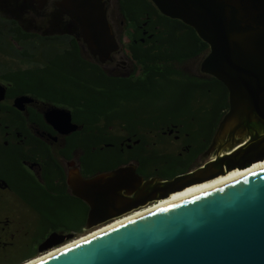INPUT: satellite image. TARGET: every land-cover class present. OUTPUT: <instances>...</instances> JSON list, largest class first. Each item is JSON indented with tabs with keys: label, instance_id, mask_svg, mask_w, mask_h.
<instances>
[{
	"label": "water",
	"instance_id": "1",
	"mask_svg": "<svg viewBox=\"0 0 264 264\" xmlns=\"http://www.w3.org/2000/svg\"><path fill=\"white\" fill-rule=\"evenodd\" d=\"M47 1L36 0L40 9ZM150 1L209 45L200 70L226 87L229 110L208 160L172 180H145L134 164L88 179L73 172L69 184L89 206L88 228L264 162V0ZM56 7L76 26L94 60L102 66L114 60L121 45L107 0H61ZM46 120L59 132L77 129L65 109H52ZM71 238L54 232L38 250L64 247ZM34 260L23 264H264V167Z\"/></svg>",
	"mask_w": 264,
	"mask_h": 264
},
{
	"label": "trees",
	"instance_id": "2",
	"mask_svg": "<svg viewBox=\"0 0 264 264\" xmlns=\"http://www.w3.org/2000/svg\"><path fill=\"white\" fill-rule=\"evenodd\" d=\"M111 1L130 37L126 50L131 74L108 72L107 64L100 65L88 52L84 57L75 38L63 33L53 39L13 36L22 47V58L39 62L25 65L24 75L44 86L43 91L50 94L46 101L69 110L73 121L84 128V175L91 177L132 162L145 180H172L208 160L205 154L229 110L228 90L201 72L210 48L194 29L162 15L150 0ZM7 46L11 48L8 42ZM169 130L180 143L167 135ZM17 208L16 198L0 195V219H13L9 225L0 224V264H23L33 258L32 247L50 234L80 233L86 227L87 208L81 215L62 212L66 222L58 225L51 221L58 212L41 207L38 225L16 235L13 229L23 217ZM27 236L25 244L11 242Z\"/></svg>",
	"mask_w": 264,
	"mask_h": 264
},
{
	"label": "flooded vegetation",
	"instance_id": "3",
	"mask_svg": "<svg viewBox=\"0 0 264 264\" xmlns=\"http://www.w3.org/2000/svg\"><path fill=\"white\" fill-rule=\"evenodd\" d=\"M59 1L61 0H48L45 7L40 9L36 0H0V195L3 193L16 198L17 210L23 216L17 214L20 216L18 221L23 226H37L42 207L58 212L51 219L58 225L66 222L62 218V212L66 214L73 211L81 215L82 210L87 208V227L89 206L73 193L69 184L72 173H77L74 177L88 179L112 171L98 172L91 177L84 175L87 168V138L84 128L75 123L73 118L72 123L77 125V129L69 133L59 132L49 124L46 114L54 108H65L46 101V96L50 94L43 91L45 87H40L38 81L32 82L24 75L28 69L25 65L39 62L23 59L22 47L13 36L19 40L53 39L66 33L75 38L82 54L87 57L78 29L56 7ZM8 50L11 55H8ZM40 62L44 64V61ZM13 82L17 86H13ZM167 135L180 143L172 130ZM124 146L121 142V151ZM7 201L5 199L4 203ZM155 203L158 202L149 205ZM12 222L10 217L0 219L2 225ZM68 234L72 235H63Z\"/></svg>",
	"mask_w": 264,
	"mask_h": 264
},
{
	"label": "rangeland",
	"instance_id": "4",
	"mask_svg": "<svg viewBox=\"0 0 264 264\" xmlns=\"http://www.w3.org/2000/svg\"><path fill=\"white\" fill-rule=\"evenodd\" d=\"M109 8H110V11H111L110 20L112 22V23L111 22L110 23L114 27L113 29H114V32L116 34L117 39L120 40L119 42H120V45H121V50H120V52L118 54L115 55L114 60L110 64H107L105 66V69L108 72H110L112 74H115V75L128 76L129 74L132 73V64L130 63V60L128 58V52L126 50V46L130 43V37H129L128 31H125V25L120 24L118 9H116V4L113 1H111V0L109 2ZM153 205L154 204H151V205H148L146 207H143L140 210H136L134 213L128 214V215H126L124 217H127V216H130L132 214H135L138 211L150 208ZM120 219H121V217L117 218L115 220H112L110 222H107L105 224H102V225H99V226H95L93 228L86 227V230H84L83 232H80V233H74V234L72 233V235L70 234L72 236V238L69 239V240H65L63 244L64 245L70 244L71 242H74L76 240L84 238L85 236H88L91 233H94V232H96V231H98V230H100V229H102V228H104L106 226L112 225L113 223L117 222ZM29 225L28 226H23V225L19 226V224H18V226L14 227L13 232L16 235L24 234L26 230H28V231L30 230V229H28ZM27 233H29V232H27ZM29 239H30V236H27L26 238H16V239L13 238V239H11V242L14 243V244L18 243L20 245V244H25L26 241H29ZM61 245H59L57 247H54L53 249H49L48 251H45L43 253H40L39 250H38L39 245L37 243V244H35L32 247L31 251H32L33 258L31 260L37 259V258H39V257H41V256H43L45 254H48V253L52 252L53 250L60 248Z\"/></svg>",
	"mask_w": 264,
	"mask_h": 264
},
{
	"label": "bare ground",
	"instance_id": "5",
	"mask_svg": "<svg viewBox=\"0 0 264 264\" xmlns=\"http://www.w3.org/2000/svg\"><path fill=\"white\" fill-rule=\"evenodd\" d=\"M263 167H264V162H261V163H258V164H256V165H253L252 167H250V168L247 169V170H244V171H234V172H231V173H229V174H227V175H225V176H220V177H218V178H216V179H214V180H211V181H208V182H205V183H202V184H196V185L191 186V187H187V188H185V189L182 190V191H179V192H176V193L171 194L169 198H167V199H165V200H161V201H159L158 203H155V204H154L153 206H151L150 208H147V209H144V210L138 211L137 213L132 214V215H130L129 217H126V218H124V219H120V220H118L117 222L113 223L112 225H109V226L104 227V228H102V229H100V230H98V231H96V232H94V233H91L90 235L85 236L84 238H81V239H79V240H76V241H74V242H71L70 244H68V245H66V246H64V247H61V248H59V249H57V250H62V249H64V248H66V247H69V246L75 244L76 242H78V241H80V240H83V239H85V238L91 237V236H93V235H95V234H98V233H100V232H103V231H105V230H108L109 228H112V227H114V226H116V225H118V224H121V223H123V222H125V221H127V220H130V219L136 218V217H138V216H141V215H143V214H145V213H147V212H151V211L156 210V209H158V208H162V207L167 206V205H169V204H172V203H174V202L180 201V200H182V199H184V198H187V197H190V196H193V195L199 194V193L204 192V191H206V190H208V189H211V188H213V187H215V186H218V185H220V184H223V183H225V182H227V181H229V180H231V179H234V178L237 177V176H240V175H242V174L252 173V172H254V171H256V170H259V169H261V168H263ZM133 213H134V212H133ZM57 250L52 251V252H50V253L44 255V257H45V256H48V255H50V254H52L53 252H56ZM38 259H39V258H38ZM35 260H36V259H35ZM35 260H34V261H35Z\"/></svg>",
	"mask_w": 264,
	"mask_h": 264
}]
</instances>
